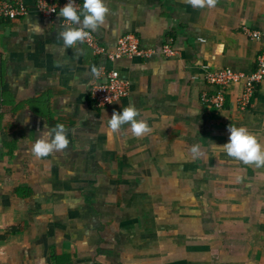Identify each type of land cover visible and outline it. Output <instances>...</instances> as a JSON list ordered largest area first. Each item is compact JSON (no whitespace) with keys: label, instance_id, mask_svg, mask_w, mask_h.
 <instances>
[{"label":"crops","instance_id":"1","mask_svg":"<svg viewBox=\"0 0 264 264\" xmlns=\"http://www.w3.org/2000/svg\"><path fill=\"white\" fill-rule=\"evenodd\" d=\"M23 2L29 9L24 17L0 18V264H249L248 232L264 225V167L244 164L216 145L227 142L231 124L245 126L264 146V79L243 110L242 82L228 84L220 109L201 95L214 90L205 81V66L245 74L256 68L264 0H216L214 9L193 8L187 0H105L109 12L94 31L99 41L112 49L119 37L134 33L141 47L154 50L150 58L114 61L84 43L63 50L66 20L59 12L41 15L35 0ZM30 21L42 32L33 31ZM244 27L259 30L262 38H250ZM165 44L175 53H163ZM109 69L129 81V94L96 107L90 89ZM130 104L151 132L136 137L124 124L109 138L113 111ZM58 122L68 130V149L37 159L32 143L45 124ZM193 145L200 149L196 157L189 151ZM53 185L66 211L56 206L51 219L40 205L26 230L19 220H7L14 202L38 195L42 204ZM96 187L102 188L97 198L114 208L101 203L98 219L90 209L74 224L66 213L75 212L80 189L87 196ZM138 226L153 233L144 253L127 262L132 247L117 235L135 232L139 243ZM31 230L32 241L48 238L43 254L32 243L25 259L7 253L10 237L25 241Z\"/></svg>","mask_w":264,"mask_h":264},{"label":"clouds","instance_id":"2","mask_svg":"<svg viewBox=\"0 0 264 264\" xmlns=\"http://www.w3.org/2000/svg\"><path fill=\"white\" fill-rule=\"evenodd\" d=\"M193 8L216 7V0H187ZM109 12L105 0H83L77 7L76 0L68 2L60 8L59 15L65 19L68 24L60 33L63 41V50L72 48L74 45L82 44L91 32L98 30L104 25L106 16ZM30 27L37 33L42 32V27L38 23L30 21ZM91 30L88 31V30ZM91 72L99 75L96 65L91 66ZM139 115V109L134 104L122 107L120 111H113L108 120L107 134L109 138L113 137L124 124H130L131 132L136 137H141L149 132L151 128L147 121L136 119ZM67 129L62 122L56 123L49 128L45 124L43 134L32 143L31 151L37 159L49 156L53 152H63L68 149L70 141L67 135ZM228 140L223 145H216L221 148L228 156L233 157L244 164H254L257 168L264 167V146H262L256 136L245 126L228 125ZM189 151L193 157L200 155L199 146L193 145ZM237 181L242 179L236 177Z\"/></svg>","mask_w":264,"mask_h":264},{"label":"built area","instance_id":"3","mask_svg":"<svg viewBox=\"0 0 264 264\" xmlns=\"http://www.w3.org/2000/svg\"><path fill=\"white\" fill-rule=\"evenodd\" d=\"M68 0H35V9L45 17H52L60 11ZM81 0H76L77 7ZM29 12L23 0H0V18L17 19L24 17ZM66 24L68 22L66 21ZM244 34L250 38L260 40L262 33L259 30L244 27ZM88 31L91 32L89 29ZM88 46L94 55H100L109 61L119 58H150L154 54L153 49H146L140 46L139 39L134 33H126L118 38L116 45L109 49L99 41L95 32L83 42ZM162 51L166 55L174 54V50L169 44L162 46ZM205 68V81L214 87L211 92H204L201 100L216 109L223 107L225 103V90L228 84L242 82V90L238 97V104L241 108L249 105L257 83L264 79V39L261 41L260 49L256 56V68L249 74L234 71L230 68H223L216 71ZM130 83L120 77L116 69L105 71L103 80L97 81L90 89V99L96 107H104L112 102L118 101L129 94Z\"/></svg>","mask_w":264,"mask_h":264},{"label":"rangeland","instance_id":"4","mask_svg":"<svg viewBox=\"0 0 264 264\" xmlns=\"http://www.w3.org/2000/svg\"><path fill=\"white\" fill-rule=\"evenodd\" d=\"M239 109L243 110L246 108V106L244 108H241L240 105L238 104ZM50 195L47 196V199H43V203L40 204V199H42V196H36L35 200L31 198L26 199L24 202H21V200L14 202V204L9 207L8 212H10V216L8 215L7 220H9V222L13 223L16 221H20L22 222L24 227V230H26L29 226L30 220H31V216L32 215H36L37 214V209L38 207H40V205H43L45 207H47V209H49L50 212V218L52 219V215H54V209L55 207H59V211L62 210V213L64 211H66V203L63 202V199H58L56 200V197H58V191H60V188L58 186H49L48 188ZM64 192H68L70 191V188H64L62 189ZM102 190V188L100 187H96L95 189H88L87 190V196L85 195L84 189H80V194L77 196L81 197L80 202L79 203H75L73 204L74 210L75 212H70V213H66V216H72V221L74 224H76V221H78V217L82 216L85 212H88L91 209V214L96 217L98 219V209L100 208V204L102 203V205H104L105 208H109L112 207V209L114 208L113 203H109V201H103L102 202V198L98 197L97 198V193ZM37 194H42V186L40 185L37 190H36ZM96 194V195H95ZM95 195V197H94ZM93 196V198H91ZM82 197H83V201H82ZM86 197V198H85ZM37 199V200H36ZM57 201V202H56ZM63 202V203H60ZM56 203H60V204H56ZM19 207V208H18ZM115 208H119V210H124L121 207H116ZM110 209V212L111 210ZM127 211V208H125ZM125 211V210H124ZM125 211V212H126ZM61 215V214H58ZM60 217L58 216V220ZM96 218L92 221L94 223H96ZM98 221V220H97ZM107 220L105 219V222ZM6 222V220H5ZM4 222V223H5ZM108 223V221H107ZM121 225H124L123 223ZM33 227V226H32ZM107 227V225H106ZM252 227V226H251ZM23 229V228H22ZM138 234L137 237L139 238V243L138 241H136L135 239V232L129 233L127 235L125 234H120L117 235V239L124 244L126 247H132L131 252L132 253H127V255H125V259H127V262H131L134 257H137L140 253L143 254L144 249L146 247H144V244L146 243V239L150 238L149 235L151 233H153L149 228L147 227H142V229H140V226H138ZM118 233V232H117ZM30 234V238L27 237L25 239V241H20L21 237L19 238V240H17V237H10L9 241H7L5 243V250H7V253H13L15 255V259H19V258H23L25 259V254H28L27 251L30 250V243H32L33 245H37V248H39L40 250H38L39 254H43L44 251L46 250V245H48V238H43L42 236H39L38 238H36V241H32V235L33 232L31 230ZM154 236H156V233L154 234ZM158 236V235H157ZM248 237L250 238L248 240V251H249V257H248V261L249 264H259L257 259L261 262V264H264V225L260 226V227H254V229L249 230L248 232ZM104 240H107V237H105ZM136 241V242H135ZM148 241V240H147ZM137 245H141L139 250L140 252L136 253V249H134V247ZM256 243V245L258 246V248H255L253 246V244ZM51 244V243H50ZM244 244V243H243ZM11 246H13V249L11 248ZM32 248V247H31ZM50 253L52 254L53 252V247H51V249L49 250ZM240 264V263H239Z\"/></svg>","mask_w":264,"mask_h":264},{"label":"trees","instance_id":"5","mask_svg":"<svg viewBox=\"0 0 264 264\" xmlns=\"http://www.w3.org/2000/svg\"><path fill=\"white\" fill-rule=\"evenodd\" d=\"M5 238V233H0V242Z\"/></svg>","mask_w":264,"mask_h":264}]
</instances>
